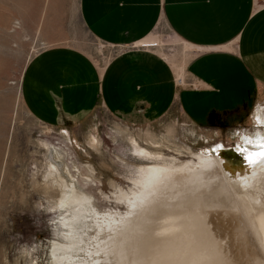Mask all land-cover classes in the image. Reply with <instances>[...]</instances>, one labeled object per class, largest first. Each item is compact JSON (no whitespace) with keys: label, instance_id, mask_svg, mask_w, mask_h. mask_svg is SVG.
<instances>
[{"label":"rangeland","instance_id":"374dc122","mask_svg":"<svg viewBox=\"0 0 264 264\" xmlns=\"http://www.w3.org/2000/svg\"><path fill=\"white\" fill-rule=\"evenodd\" d=\"M165 36L148 42L157 41L159 53L184 75L189 49L174 34ZM53 45L79 48L99 66L124 51L108 48L87 31L79 0H0V264H47L50 240L64 241L57 231L64 213L55 207L57 192L45 193L50 163L97 211L118 214L129 209L121 192L133 187L140 165L179 164L196 153L220 158L223 149L238 152L221 155L223 162L254 166L247 157L264 140V105L212 116L205 125L176 110L153 121L120 120L102 106L58 126L39 122L21 100L20 83L29 60ZM93 136L95 147L89 142ZM131 136L163 157L134 156ZM195 161L194 167L200 164Z\"/></svg>","mask_w":264,"mask_h":264},{"label":"crops","instance_id":"0c3cea01","mask_svg":"<svg viewBox=\"0 0 264 264\" xmlns=\"http://www.w3.org/2000/svg\"><path fill=\"white\" fill-rule=\"evenodd\" d=\"M79 12L97 41L124 51L103 66L69 45L37 52L20 95L39 122L58 126L102 106L120 120L153 121L176 110L205 125L264 105V0H79ZM165 34L190 50L181 86L158 47L125 49Z\"/></svg>","mask_w":264,"mask_h":264},{"label":"bare ground","instance_id":"6f19581e","mask_svg":"<svg viewBox=\"0 0 264 264\" xmlns=\"http://www.w3.org/2000/svg\"><path fill=\"white\" fill-rule=\"evenodd\" d=\"M130 140L134 156L163 157ZM236 153L138 166L133 187L121 192L125 214L97 211L50 163L45 193L57 192L64 241L50 240L47 264H264V159L250 167L223 162Z\"/></svg>","mask_w":264,"mask_h":264},{"label":"snow or ice","instance_id":"6c2138e0","mask_svg":"<svg viewBox=\"0 0 264 264\" xmlns=\"http://www.w3.org/2000/svg\"><path fill=\"white\" fill-rule=\"evenodd\" d=\"M248 142L251 143V141H248ZM260 147H261V151L250 152L248 154L247 159H248L249 165H255L259 160L264 159V140L261 141Z\"/></svg>","mask_w":264,"mask_h":264},{"label":"built area","instance_id":"2783aa9c","mask_svg":"<svg viewBox=\"0 0 264 264\" xmlns=\"http://www.w3.org/2000/svg\"><path fill=\"white\" fill-rule=\"evenodd\" d=\"M152 47H158V42L157 41H153V42H136V43H132L129 46V49H148V48H152Z\"/></svg>","mask_w":264,"mask_h":264},{"label":"clouds","instance_id":"9594fccd","mask_svg":"<svg viewBox=\"0 0 264 264\" xmlns=\"http://www.w3.org/2000/svg\"><path fill=\"white\" fill-rule=\"evenodd\" d=\"M235 151V150H234ZM242 154V153H241Z\"/></svg>","mask_w":264,"mask_h":264}]
</instances>
